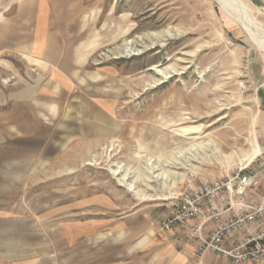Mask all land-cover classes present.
Segmentation results:
<instances>
[{"label":"rangeland","instance_id":"rangeland-1","mask_svg":"<svg viewBox=\"0 0 264 264\" xmlns=\"http://www.w3.org/2000/svg\"><path fill=\"white\" fill-rule=\"evenodd\" d=\"M241 1L0 0V264H169L142 226L182 191L264 184V0Z\"/></svg>","mask_w":264,"mask_h":264},{"label":"built area","instance_id":"built-area-1","mask_svg":"<svg viewBox=\"0 0 264 264\" xmlns=\"http://www.w3.org/2000/svg\"><path fill=\"white\" fill-rule=\"evenodd\" d=\"M175 199L161 230L192 242L201 262L212 255L235 264H264V184L247 167L204 180Z\"/></svg>","mask_w":264,"mask_h":264},{"label":"crops","instance_id":"crops-1","mask_svg":"<svg viewBox=\"0 0 264 264\" xmlns=\"http://www.w3.org/2000/svg\"><path fill=\"white\" fill-rule=\"evenodd\" d=\"M68 53L69 52H66L67 55ZM47 54L51 55V52L47 51ZM58 54H61L60 48L59 50H57V55H54L55 57H52L58 60ZM62 55H64L65 59V52H62ZM107 100L110 101L109 99ZM82 112L84 116L88 117V119H83L82 126L80 128V130H83L85 133H88L89 130L92 133H102L105 130H117L112 128L115 121L112 118L108 117L107 114L102 111V109L92 110L89 109L88 106H83ZM92 117L94 118V120L91 119ZM125 127L126 125H124V128ZM155 157L158 158V156ZM108 209H110V207ZM142 229H146L145 231H149V233H152L151 236L153 238H151V240H148V242L151 243V247H153V250L155 251L153 252V254L155 255V260L160 262L163 260L168 262L169 264H197V262L199 261V258L194 251V244L192 242L185 241V239L177 232H165L161 230V225H159V228L155 229L148 227V225H143ZM144 244H146L145 241H142L139 245L143 246ZM213 257L214 256L212 255L207 256L204 259V262L212 264L214 261Z\"/></svg>","mask_w":264,"mask_h":264},{"label":"bare ground","instance_id":"bare-ground-1","mask_svg":"<svg viewBox=\"0 0 264 264\" xmlns=\"http://www.w3.org/2000/svg\"><path fill=\"white\" fill-rule=\"evenodd\" d=\"M218 2H219V4H220V6H221V8L223 9V10H225L226 12L227 11H229L230 12V10H232V9H234V11L236 10L237 12H239V14L240 13H245V10H244V7H245V5H243L244 3L241 1V0H217ZM246 15V14H245ZM242 18V17H241ZM248 19H249V17H248ZM242 21V20H241ZM244 22V21H243ZM250 23H251V21H250ZM253 24V23H252ZM247 26L248 27H250L249 26V23L247 24ZM251 26H253V25H251ZM253 28V27H252ZM254 29H256L255 27H254ZM259 30V29H258ZM248 31V30H247ZM253 31H255V30H253ZM252 31V32H253ZM257 31V30H256ZM250 33V32H249ZM252 34V33H251ZM255 36V35H254ZM257 36V35H256ZM259 38V37H258ZM261 41V40H260ZM263 42V41H262ZM258 43V42H257ZM259 45H261V43H258ZM158 66V65H157ZM155 71L159 74V75H161V76H164V78H169L170 77V75H168L167 73H166V71H164L162 68H160L159 66L158 67H155ZM163 82V81H162ZM146 142V141H145ZM150 163H151V165H152V167H153V161L151 160L150 161ZM119 172H122V170H120V171H116V173H119ZM130 186H132V185H130Z\"/></svg>","mask_w":264,"mask_h":264}]
</instances>
